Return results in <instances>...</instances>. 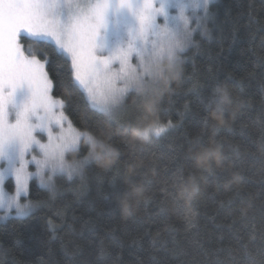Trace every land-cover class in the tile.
Wrapping results in <instances>:
<instances>
[{"label": "trees", "instance_id": "1", "mask_svg": "<svg viewBox=\"0 0 264 264\" xmlns=\"http://www.w3.org/2000/svg\"><path fill=\"white\" fill-rule=\"evenodd\" d=\"M209 13L184 62L163 51L132 86L126 113L117 106L115 122L105 115L90 132L99 175L57 181L55 195L30 182L34 215L0 222V264H264V0H211ZM23 43L50 60L65 100L78 103L64 54ZM197 88L215 94L207 128ZM163 108L177 126L158 138L151 129L166 122ZM113 178L115 206L105 199Z\"/></svg>", "mask_w": 264, "mask_h": 264}, {"label": "snow or ice", "instance_id": "2", "mask_svg": "<svg viewBox=\"0 0 264 264\" xmlns=\"http://www.w3.org/2000/svg\"><path fill=\"white\" fill-rule=\"evenodd\" d=\"M210 3L195 0L192 6L200 11L188 16L187 5L179 0H0V211L4 213L0 220L34 215L30 200L34 177L55 195L57 181L100 174L91 158L90 132L105 115L115 122L126 113L136 67L150 75L153 60L165 50L179 53L177 58L184 62L210 16ZM171 8L178 9L176 15ZM27 39L54 45L64 54L67 82L76 86L74 100L85 106L83 117L78 116L77 102L65 100L64 82L50 72V60L26 50ZM213 88L196 90L201 106L196 116L203 128L209 124ZM116 106L122 109L119 117L113 112ZM161 114L166 122L151 129L158 138L177 126L168 119L169 109L163 108ZM198 139L203 142V136ZM72 152L80 158L71 161ZM154 160L153 154L138 167ZM121 163L128 161H118L114 167ZM121 191L113 178L105 199L115 206L114 197ZM158 191L167 195L165 188ZM20 242L17 236L13 247Z\"/></svg>", "mask_w": 264, "mask_h": 264}, {"label": "rangeland", "instance_id": "3", "mask_svg": "<svg viewBox=\"0 0 264 264\" xmlns=\"http://www.w3.org/2000/svg\"><path fill=\"white\" fill-rule=\"evenodd\" d=\"M179 2H180V3H183V4H185V5H187L186 10H185V14L188 15V16H195V15L198 13V11H200V10H198V9H195V8L192 6V5L194 4L195 0H179ZM170 12H171V14L176 15V13L178 12V9H177V8H171V9H170ZM29 40H31V39H29ZM31 41H32V40H31ZM24 47L26 48V50L29 52L30 55H35V54H33V53L31 52L32 49H31V47H30V44H24ZM160 54H161V56H163L164 53L162 54V52H161ZM159 56H160V55L156 56L155 59H154L153 62H152V65H151L152 73L157 69L156 66H159V65H160V63H159V61H158V60H159V59H158ZM133 65H135V60H133ZM146 74H147V73H145L144 70H143L142 68L136 67V70H135V73H134L135 79L133 80L132 86H133L134 84H136V83L138 82V80L141 79V78H143ZM116 107H117V106H116ZM116 107H115V108H116ZM118 107H119V106H118ZM113 110H114V109H113ZM90 146H91V152L94 153V148H95V147H94V143L92 142V143L90 144ZM95 156H96V155L93 154L91 158H93V157H95ZM70 160H71V161H75L74 159H71V158H70ZM30 170H34V169H30ZM44 179L47 180V177L45 176ZM32 181L36 182L39 186H41V185H40V179H39L38 177H34ZM32 181H30V182H32ZM41 187H42V186H41ZM44 188H45V187H44ZM3 215H4V213H3L2 211H0V216H3ZM9 216H10V215H9ZM9 216H8V217H9ZM4 220H5V219H4ZM4 220H0V222H3Z\"/></svg>", "mask_w": 264, "mask_h": 264}, {"label": "clouds", "instance_id": "4", "mask_svg": "<svg viewBox=\"0 0 264 264\" xmlns=\"http://www.w3.org/2000/svg\"><path fill=\"white\" fill-rule=\"evenodd\" d=\"M181 72H182V69H181ZM221 118H217V122L219 123V120H220Z\"/></svg>", "mask_w": 264, "mask_h": 264}]
</instances>
